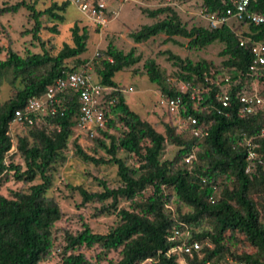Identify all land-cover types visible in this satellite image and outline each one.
Wrapping results in <instances>:
<instances>
[{
    "label": "trees",
    "instance_id": "1",
    "mask_svg": "<svg viewBox=\"0 0 264 264\" xmlns=\"http://www.w3.org/2000/svg\"><path fill=\"white\" fill-rule=\"evenodd\" d=\"M200 1L207 13H224L233 7L232 0ZM21 6L29 11L35 24L33 37L37 38L42 27L40 18L47 17L52 23L62 24L65 19L59 12L64 14L69 4L52 3L47 9L37 11L34 4L22 2L4 12H17ZM249 10L264 15V0L251 3ZM144 13L151 19L159 16L164 18L132 33L130 37L135 44L144 43L160 34L167 38H184L188 40L189 48L203 49L219 42L223 44L220 56L226 58L223 66L231 79H239V83L229 91L231 107L225 109L215 97L219 87L205 80L210 75L209 64H194L175 57L185 72L179 78L189 85L187 91L182 92L168 87L155 60L145 61L144 69L149 81L159 87L163 96L180 98L186 108L184 116L194 118L196 124L192 127L206 130L205 137H194L189 131L179 133L176 127L171 126H165L164 136L129 109L124 93L114 92L110 95L116 103L106 113L104 129L99 130L97 136H85L94 140L110 158L96 159L86 154L79 145L75 146V153L83 161L94 165H114L121 185L111 189L104 181L98 180L101 192L89 193L81 187L75 189L81 195L82 204L93 201L102 204L99 214L116 212L119 224L106 234L93 233L87 224H83L82 230L76 235L67 234L64 237L61 264H101L109 252L118 249H121V259L114 264H142L147 259H152V264H177V256H186L168 255L176 244L169 240L173 228L189 229L204 220L211 224V229L198 233L190 231V242H207L210 247L204 245L202 258L194 256L188 259V263L215 264L222 261L228 254L232 255L229 243L234 241L246 243V250L235 256L236 263L264 264V223L262 211L258 207L259 202L264 203V109L246 118L237 116V93L246 79L257 81L264 98V71H259L255 76H251L249 71L253 60L249 48L251 43L239 46L236 29L227 26L214 30L207 27L188 29L169 7L145 10ZM242 24L247 25L249 30L243 36L244 39L264 44V24ZM50 31L58 33L55 27ZM71 37L72 46L64 45L56 56L44 52L42 55L20 57L7 49L6 59L0 61V76L9 73L12 84L19 78L22 84L14 97L0 105V183L8 172H13L17 181L31 183L37 178L41 180L25 192H13L10 198L0 195V264H39L48 259L57 241L53 229L61 219V211L56 202L46 196L52 183L48 172L76 128L77 95L68 96L62 117L57 115L49 120V124L39 123L28 127L25 129L26 136L18 137L17 152L24 168L7 163L6 158L11 147L8 131L14 112L22 109L30 98L41 96L48 85L64 76V72L82 67L84 62L79 59L73 67H67L65 61L79 58L86 52L88 32L85 27L74 25ZM103 54L104 59L97 67L96 74L101 84L113 88H117L114 75L140 60V57H134L133 50L123 54L111 43ZM201 87L203 91L198 95L196 105L190 99L191 94H195L192 88ZM117 123L125 128L119 138L108 133ZM102 137L109 139L108 145L99 139ZM166 141L179 148L171 161H161ZM119 150L135 156L137 165L130 168L117 158ZM250 150L255 155L248 159ZM193 152L195 160L186 164L183 159ZM250 168L251 173L248 171ZM219 178L224 186L220 197H217ZM226 183H230L232 188ZM148 188L151 195L140 203H134L132 210L118 209L121 199L132 202ZM164 188L172 189L178 201L191 208V211L179 215L178 219L169 216L165 210L168 198ZM107 201L110 203L105 204ZM94 246L101 250L95 256V262L89 261L82 253L75 254L80 247Z\"/></svg>",
    "mask_w": 264,
    "mask_h": 264
},
{
    "label": "rangeland",
    "instance_id": "2",
    "mask_svg": "<svg viewBox=\"0 0 264 264\" xmlns=\"http://www.w3.org/2000/svg\"><path fill=\"white\" fill-rule=\"evenodd\" d=\"M22 2L29 5L34 4L37 11H43L50 7L52 3H61V0H0V11L3 10L0 13V61L6 59L7 49H11L20 57L34 54L42 55L44 52L51 56H56L64 45L72 46V27L74 25L79 28L85 27L88 32L86 52L79 58L66 60L65 65L73 67L77 59H79L84 62L82 67L86 65L83 70L96 77V69L104 59L103 53L109 43L123 54H128L133 50L134 57H140V60L131 67L116 73L113 80L119 89L127 90L131 88L130 92L127 90L123 94L129 109L142 120L150 123L158 133L164 136L165 126L176 127L177 131L181 132L176 125V118L168 114L159 103V99L162 98L163 94L157 85L149 81L144 69L146 60H155L169 88L184 92L187 91L189 85L179 78L180 75H185V72L181 69L179 61L175 57H179L182 60L187 59L194 64L198 62L209 64L211 66L210 77L214 75L218 81L229 76L226 67L223 66L226 58L220 56L223 44L219 42H215L206 48L198 49L189 48L188 40L181 37L167 38L164 34H160L140 44H135L130 37L132 33L138 31L142 26L151 25L163 19L164 16L151 19L144 13L145 10L150 11L162 7L173 9L188 29L192 27H208L204 19L205 10L200 0H123L122 4L116 2L113 4V8L117 10L116 18L102 30L85 21L81 13L74 6L69 5L64 14L59 12L65 19L62 24L52 23L47 17L40 18L42 27L37 33V38L33 37L34 21L24 6H21L17 12H4L5 9ZM231 25L232 29H236V34L239 38H243L249 31L248 26L245 24L233 21ZM53 27L56 28L57 34L50 31ZM11 79L12 76L9 73H3L0 76V105L14 97L16 91L22 87L20 78L14 84L11 83ZM12 129H14L12 133L17 145L18 137L26 136V132L23 128L12 127ZM124 131L123 125L117 123L114 128L108 130V133L115 138H119ZM99 139H102L108 145L109 139L104 137ZM76 145H79L86 154L96 159L107 160L110 158L102 148L96 145L94 140L72 130L66 148L61 151L57 161L52 164L48 172V175L52 178V183L46 196L59 206L61 219L55 224L53 229L54 237L57 238V241L53 244L51 254L48 259L43 260L39 264H61V256L65 246L64 237L67 234L76 235L82 230L83 224H87L91 231L97 234H106L119 224L116 212L99 214L98 210L102 204L94 201L82 204L81 195L75 189V187H81L89 193L101 192L102 188L98 180L104 181L109 188L115 189L121 185L117 176V168L112 164L94 165L83 161L75 153ZM178 149V147L166 141L161 161H171ZM116 156L130 168L137 165V159L133 155L119 150ZM6 162L24 168L23 160L17 151L12 154L9 153ZM179 164H182V162ZM248 171L251 173L252 168L248 169ZM40 182L39 178L31 183L17 181L13 177V172H8L1 178L0 195L10 198L13 192H25L31 185ZM217 184L218 192L216 196L220 197V192L224 186L221 178L217 180ZM226 184L230 189L232 188L230 183ZM164 194L168 198L165 210L169 216L178 219L179 215H184L191 211V208L178 201L172 189L164 188ZM150 195L151 190L148 188L132 202L121 199L118 209L132 210L134 203H140ZM109 203L110 201H107L105 204ZM258 207L262 211V222L264 223V203L259 202ZM210 229L211 224L204 220L199 225L190 226L188 230L189 233L190 231L198 233L204 230L209 231ZM239 239L241 241V238ZM204 243L206 242L202 244ZM229 248L232 255L228 254L224 260L215 264H238L235 256L246 250V243L230 241ZM120 251L121 249L109 252L101 264L118 262L121 259ZM100 252L101 250L98 246L92 248L80 247L75 251V254L82 253L89 261L95 262V256ZM188 259L190 258L177 256V264H190ZM146 264H152V262Z\"/></svg>",
    "mask_w": 264,
    "mask_h": 264
},
{
    "label": "built area",
    "instance_id": "3",
    "mask_svg": "<svg viewBox=\"0 0 264 264\" xmlns=\"http://www.w3.org/2000/svg\"><path fill=\"white\" fill-rule=\"evenodd\" d=\"M74 6L82 15L83 19L96 28L102 30L117 16V10L113 8V4L118 2L122 4L123 0H61ZM256 0H232L233 7L227 9L224 13H207L204 14V19L207 22L208 29H218L222 26H227L232 29L231 22L251 23L254 25L264 24V15L251 12L249 6ZM250 44V51L253 56L252 64L249 67L251 76H255L259 71H264V44L260 42H251L249 38H239V46ZM83 66L72 72H64L63 77H59L52 84L45 88L44 93L39 97L30 98L25 106L14 112L10 122L8 135L11 137V147L8 154L17 151V145L14 141L12 127L23 128L32 127L36 124H49V120L57 115L62 117L68 102V96L77 95L78 102V119L76 128L78 134L83 136H97L98 131L104 129L106 123V113L110 107H114L116 100L110 95L114 92L125 93L130 92L131 88L122 90L101 84L98 76H91L83 68ZM206 81L214 83L219 87V91L215 97L222 108L228 109L231 107L229 91L233 86L239 83V79L232 80L230 76L218 81L214 75H209L205 78ZM195 94L192 93L190 99L199 101L198 95L202 93L201 88H192ZM184 92V91H182ZM238 109L237 116L246 118L256 115L264 109V98L260 93V88L256 80L244 82L242 89L237 93ZM160 105L165 108L168 114L176 118V125L180 132L189 131L194 137H205L207 131L201 127H192L196 124V120L191 116H184L186 108L180 98H170L162 96L159 99ZM221 113L220 110H218ZM228 115L227 113H225ZM264 129V128H263ZM264 133V130H263ZM250 145V144H248ZM254 152L249 151L248 159L254 157ZM184 162L190 164L195 160L194 152L185 157ZM181 226H183L181 224ZM169 240L176 244L169 250L168 255L183 254L192 259L197 256L202 258V248L204 245L210 247L206 242L202 244L198 241L190 242V233L188 229L182 230L180 227H174ZM153 262L152 259H147L142 264ZM210 264V263H206Z\"/></svg>",
    "mask_w": 264,
    "mask_h": 264
}]
</instances>
